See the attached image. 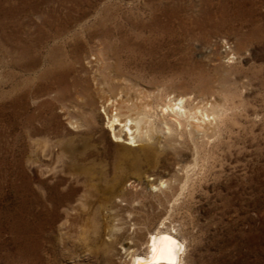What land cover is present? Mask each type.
Here are the masks:
<instances>
[{
  "label": "rangeland",
  "instance_id": "obj_1",
  "mask_svg": "<svg viewBox=\"0 0 264 264\" xmlns=\"http://www.w3.org/2000/svg\"><path fill=\"white\" fill-rule=\"evenodd\" d=\"M138 105L154 134L115 141ZM162 230L264 264V0H0V264H131Z\"/></svg>",
  "mask_w": 264,
  "mask_h": 264
},
{
  "label": "bare ground",
  "instance_id": "obj_2",
  "mask_svg": "<svg viewBox=\"0 0 264 264\" xmlns=\"http://www.w3.org/2000/svg\"><path fill=\"white\" fill-rule=\"evenodd\" d=\"M180 103H182V101ZM180 103H179V106H177V108L179 109V112H185V110L182 109ZM171 106L172 105H169L166 108L171 109ZM136 109H137L136 110L137 116L135 118L130 117V118L122 119L120 117L122 115L118 112L114 115H111L108 118V128L112 132L115 138V141H123L127 145L134 146L135 145L134 138L139 137L137 135L142 133L141 130H143L144 127L146 129L143 130V132L146 131L147 133L152 132L154 129H156L154 128V124L149 122L150 118L149 119L147 118V114H146L147 111L145 110V108H143L142 105H138ZM116 110L120 111L117 107H116ZM151 110H152V107H151ZM212 113H213V110L211 114ZM200 114L202 115V120H204L203 116L208 117L210 113L206 112V110L205 111L201 110ZM152 134L154 133L152 132ZM149 135L147 134V136ZM182 244L183 243L172 232H169L167 230H162L157 233H152L150 238L147 241V248H148L147 252L134 250L135 253H134L133 261L131 264H180L182 261L181 253H183ZM132 248L133 246L128 247V249H132Z\"/></svg>",
  "mask_w": 264,
  "mask_h": 264
}]
</instances>
